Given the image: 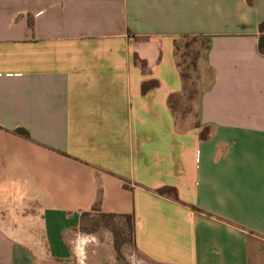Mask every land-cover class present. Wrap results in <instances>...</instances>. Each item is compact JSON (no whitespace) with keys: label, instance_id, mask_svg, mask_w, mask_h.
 <instances>
[{"label":"crops","instance_id":"1","mask_svg":"<svg viewBox=\"0 0 264 264\" xmlns=\"http://www.w3.org/2000/svg\"><path fill=\"white\" fill-rule=\"evenodd\" d=\"M263 19L264 0H0V264L109 259L98 212L130 216L136 264H264Z\"/></svg>","mask_w":264,"mask_h":264},{"label":"rangeland","instance_id":"2","mask_svg":"<svg viewBox=\"0 0 264 264\" xmlns=\"http://www.w3.org/2000/svg\"><path fill=\"white\" fill-rule=\"evenodd\" d=\"M202 52L203 44L200 39H197L196 41L191 37H185L179 39V42L177 43V59L181 65V69L186 74V108H189V106L193 107L189 103V97H192L193 99L191 100H194L196 97H198L199 90L205 85V81L200 80L199 62L202 58ZM102 226H107V229L111 230L115 252L113 255L110 253L112 257H109V259L106 258L104 260L100 258L99 260L97 258L93 260V263L136 264V261H134L136 257L132 256L131 252L129 251V245H127L128 243L126 241L129 238V231L126 221L119 217H100L97 214H93V217L86 218L84 222V229L91 232L98 231L100 228H102ZM102 253L106 254V256L108 255L107 252Z\"/></svg>","mask_w":264,"mask_h":264},{"label":"trees","instance_id":"3","mask_svg":"<svg viewBox=\"0 0 264 264\" xmlns=\"http://www.w3.org/2000/svg\"><path fill=\"white\" fill-rule=\"evenodd\" d=\"M258 28H259V32L261 33V35L259 37V42H258V49H259L260 52L264 53V19L259 23ZM146 87H147L146 85H143V89H145ZM19 132L26 133L25 130H23V129H19ZM94 214H97L100 217H110V218L119 217V218H122V219H124L126 221L127 227H128V231H130L131 218H130L129 215H115V214H109V213H104V212H98V213H94ZM91 217H93V214L89 215L88 213H82L81 222H82L83 229H84L85 219L86 218H91Z\"/></svg>","mask_w":264,"mask_h":264}]
</instances>
